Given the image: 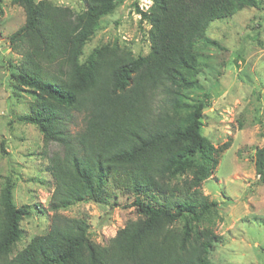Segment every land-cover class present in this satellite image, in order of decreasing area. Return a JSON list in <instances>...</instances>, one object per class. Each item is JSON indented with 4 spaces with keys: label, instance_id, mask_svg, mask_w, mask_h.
Here are the masks:
<instances>
[{
    "label": "trees",
    "instance_id": "obj_1",
    "mask_svg": "<svg viewBox=\"0 0 264 264\" xmlns=\"http://www.w3.org/2000/svg\"><path fill=\"white\" fill-rule=\"evenodd\" d=\"M8 1L24 8L26 20L9 36L20 60L0 49V63L14 86L33 95L30 112L16 118L62 151L47 157L50 228L17 251L31 210L17 205L10 177L0 183V264H218L210 253L222 240L215 230L220 206L202 184L231 140L215 147L203 134L211 95L194 93L203 49L224 48L207 36L210 24L264 9V0H152L147 10L136 4L150 27L147 54L117 40L84 52L123 0H84L79 11L51 0ZM77 115L84 125L74 132ZM255 165L263 182L264 146ZM118 192L134 197L139 215L106 245L91 238L88 218L59 212L79 202L110 204Z\"/></svg>",
    "mask_w": 264,
    "mask_h": 264
},
{
    "label": "rangeland",
    "instance_id": "obj_2",
    "mask_svg": "<svg viewBox=\"0 0 264 264\" xmlns=\"http://www.w3.org/2000/svg\"><path fill=\"white\" fill-rule=\"evenodd\" d=\"M79 11L84 0H51ZM152 0H123L117 9L104 17L101 26L85 45L87 54L107 42L127 43L135 54L150 50L149 25L140 20L136 4L147 10ZM0 16V49L5 57L18 62L9 36L25 23L24 8L3 2ZM207 36L222 48L202 51L201 88L195 95L209 91L210 105L204 109L202 132L215 147L227 140L231 146L222 152L213 175L202 189L218 202L220 217L215 230L222 240L210 253L218 264H264V181L255 165L257 148L264 146V9L245 8L229 18L213 21ZM33 95L14 86L9 71L0 63V183L5 176L14 182L17 205L29 206L31 215L24 217L22 249L37 234L50 228L53 211L48 210L54 179L48 171V155L61 152L57 143L45 144L43 135L32 124L17 120L30 112ZM84 125L77 115L74 132ZM134 197L118 192L110 204L79 202L59 212L69 217H86L91 238L102 245L130 220L138 218ZM116 201V204L113 202Z\"/></svg>",
    "mask_w": 264,
    "mask_h": 264
}]
</instances>
